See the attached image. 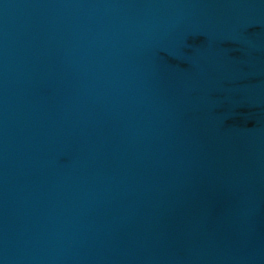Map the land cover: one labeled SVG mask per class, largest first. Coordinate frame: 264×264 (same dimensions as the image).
I'll return each mask as SVG.
<instances>
[{
	"label": "water",
	"instance_id": "obj_1",
	"mask_svg": "<svg viewBox=\"0 0 264 264\" xmlns=\"http://www.w3.org/2000/svg\"><path fill=\"white\" fill-rule=\"evenodd\" d=\"M0 264H264V0H0Z\"/></svg>",
	"mask_w": 264,
	"mask_h": 264
}]
</instances>
